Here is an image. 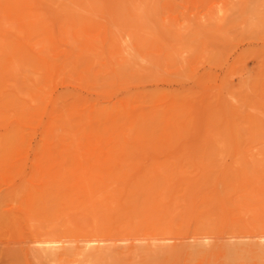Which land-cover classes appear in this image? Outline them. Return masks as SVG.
<instances>
[{"label": "rangeland", "instance_id": "obj_1", "mask_svg": "<svg viewBox=\"0 0 264 264\" xmlns=\"http://www.w3.org/2000/svg\"><path fill=\"white\" fill-rule=\"evenodd\" d=\"M0 151V264H46L50 250L65 264L62 186L72 174H178L187 184L170 186L180 189L211 174L221 201L228 172L245 185L246 161L261 163L251 191L217 211L248 236L224 230L212 244L204 237V253L183 248L177 259L224 264L238 240L234 264H264V0H0ZM209 188L194 195L210 198Z\"/></svg>", "mask_w": 264, "mask_h": 264}, {"label": "bare ground", "instance_id": "obj_2", "mask_svg": "<svg viewBox=\"0 0 264 264\" xmlns=\"http://www.w3.org/2000/svg\"><path fill=\"white\" fill-rule=\"evenodd\" d=\"M222 146H223V144H222ZM259 149H258V151H259ZM261 149H262V146H261ZM2 150H3V148H2ZM260 155H261V152H260ZM260 155H258V157ZM216 157H217V155H216ZM246 159L249 160V158H246ZM194 160L195 159H193V161ZM217 160H219V158ZM242 160L245 162V160L243 158H242ZM253 160H255V159H253ZM191 163H192V161H191ZM239 163L241 164V160H239ZM194 164H195V162H194ZM220 164H221V162H220ZM224 164H225V162H224ZM242 164L243 165H240V166H242V168L239 170L238 175L241 177L240 182L245 183V185L244 184L239 185L237 183V181H234L235 177H232L233 179H231V175H229V174H233V176H234L236 174V173L234 174V171H232V173L228 172V176H229L230 180L233 181L234 183L227 184L224 187H222L221 189L219 188L221 185L218 187V189H219L218 193H220L218 196H220L221 201L216 199V196H214V193L217 191L216 187H217V183L219 185V181L217 180V182H216V180H215L216 187L213 185L215 188L214 187L209 188V186L211 184H213V181H214L213 175H211V174L208 176L202 177L204 179L200 183H198L196 186L194 185L195 187L194 186H193V188L191 187L192 189L191 188L186 189L184 187H182L180 189L177 187V186L180 187V184H181V186H183L184 184H187V182L185 180L186 176L184 177V175H178V174L175 176L173 175L174 177H171V175H169V174L167 175L164 173H162V174L156 173L157 175L156 174L152 175V173H150V174H146L145 176L143 175L144 177L138 176L141 178H135V176H133V177L130 176L132 174H130V175L125 174L124 175V173H122V172L116 173L119 175H114V174L99 175V173H98L96 175L87 174V176L84 179H82L84 176H82V178H81L79 175V178L81 180H84L83 182L79 181V179L76 178V176H78L77 174L75 175V177L72 176L73 174L68 176L67 178L65 177L66 180L68 178L70 180V181L68 180L67 182H65L66 184L64 183L65 185L63 184V186H62L63 187V189H62L63 193L67 195V196H64L65 197L64 199H66L64 201L65 205H64L63 201H62V203L65 206V209L67 208V212L69 213V214L65 213L66 217L68 216L66 218V222H67L66 225H67V231H68L69 235L65 238V240L63 237L64 248L61 249V247H60L61 251L64 250L63 258L65 259V264H132V263H135V264H171L172 259L174 260L175 257H176L175 260H177V262H178V259H177L178 252L183 248H185L187 250H192V251L197 250L198 252L204 253L203 251H205V249L208 248L207 246L211 245L212 241L217 240L216 236L220 235L222 232L230 230V234L233 237H237V238L242 237V236H243L242 238H244L245 236L247 237L248 235L244 231L243 224L240 223V221H243L246 223V220L242 216L245 214L241 213V211L246 212L247 211L246 209H242L241 211L238 212V213H240L238 215L242 214L241 216H242L243 220L239 221V223L242 224V226L236 222L229 220V219L227 220L226 216L220 217V215L222 213H221V211L220 212L217 211V210H221V206H219V204L217 203L218 201L220 203L223 202L224 205L226 204L224 206V209H226V211H227V209H230V211H231V209L234 208V205L233 204L231 205L232 196L234 194L237 195L238 192L240 193V191L242 192L244 188L248 191L249 190L251 191V189H250L251 185L248 183H251L252 180L251 181H249V180L251 178L253 171L255 170V167H257L258 165H261V163L260 162H253V161H246L245 163L242 162ZM262 165H264V164H262ZM177 166L178 165H176V169L178 168ZM162 168H164V167H162ZM200 169H201V167H200ZM182 171H181V173H182ZM191 171L193 172V170H191ZM236 171H238V170H236ZM194 173H196V172H194ZM79 174H81V173H79ZM133 175H136V174H133ZM63 176H64V174H63ZM63 176L61 178V181L63 180ZM176 177H178V178L182 177L181 179H183V177H184L185 181L180 180V183L178 182V185L177 186L175 185L176 188H172L170 186V183L174 182L175 180L177 181L178 178L176 179ZM218 177H219V175H218ZM196 178L197 177H195V179ZM237 178L239 179V177H237ZM71 179H73L74 182L78 180L77 185L82 183V185H84V186L82 188H80L79 186H77L73 182L71 183V181H72ZM186 179L187 180L188 179L193 180L194 177H193V179H192V177H189ZM215 179H217V177ZM172 180H174V181H172ZM227 180L229 181V179H227ZM182 181L184 182L183 185H182ZM228 181H226V182H228ZM62 183H63V181H62ZM162 183L166 184V186H164V184H162ZM59 184H60V181H59ZM64 186H65L66 190L64 189ZM78 187H79V189H77ZM205 187H207V189L208 188L211 189L210 190L211 193H212V188L215 189V192L212 193V195L209 194L211 197L213 196L215 200L213 199V197H212L213 200L212 199L209 200L211 198L210 196H209L210 198H206L207 196L204 195L205 197L199 198L198 194H197V196L194 195L195 193L193 191H199ZM257 188H259V187H257ZM53 190L55 191L54 188H53ZM56 190L59 191V192H57L58 193L57 195H59V193L61 191L57 188H56ZM49 191L51 193L52 190L49 189ZM65 191H66V193H65ZM45 192H47V189ZM140 193L142 195L141 200H140ZM182 193H184V194L180 195ZM51 195H53V194H51ZM46 196H47V194H46ZM181 196L182 197L184 196V198L182 199ZM199 196H200V194H199ZM196 197H197V199H196ZM248 197H249V195H248ZM44 198H46V197H44ZM45 200H47V199H45ZM45 200H44V202H45ZM182 200H184L186 203L182 204L181 203ZM54 201L55 200H53V202ZM239 201H240V199H239ZM261 203H263V202H261ZM40 204L46 205V203H40ZM58 204L60 205L59 202H58ZM40 207L42 208L43 206L41 205ZM259 207L262 208V207H264V205L263 206L259 205ZM259 207H258V211L260 209ZM255 208H257V207L255 206ZM55 209L59 210L58 208H55ZM55 209H54V211H55ZM65 209H64V211H65ZM235 209H237V208H235ZM237 210H234V211L237 212ZM39 211H41V210H39ZM44 211H46V210H44ZM154 211H158L160 214V216L158 217L157 220H154V216H155ZM215 211H217V214L219 216H217V214L215 215ZM253 211L255 212V210H253ZM253 211L249 210L247 212H252L251 215H253V214L256 215V212L253 213ZM49 212L51 213L50 210H49ZM55 213L59 214V212H57V211ZM247 215H249V213ZM251 215H249V216H251ZM49 218H50V216H49ZM246 218H248V217H246ZM256 218H257V216H256ZM11 221H12V219H11ZM54 221H55V219H54ZM8 224H10L9 221H8ZM53 224H54V222H53ZM246 224L248 225V223H246ZM12 226H13V224H12ZM59 226H60V223H59ZM33 228H32V230H33ZM40 228H39V230L42 231V229H40ZM251 228H252V226H251ZM261 228H264V227L262 226ZM14 230L16 231L15 228H14ZM50 232H52V231L50 230ZM190 232H191L192 241H193V239L195 240L194 242H191V243L189 240V238H190L189 233ZM60 233H61V231H60ZM141 234L146 235V238L144 240H140V238L143 237V235H141ZM52 235L53 234H50V233H46V234L41 233V236H43L45 243L47 244L48 248L51 246V242L55 243L54 239H53L54 236L52 237ZM56 235H58V234H55V236ZM139 235L142 237H139ZM188 235H189V237H188ZM61 236H63L62 233L60 235V238H61ZM213 236H215L216 238H213ZM23 237H24V234H23ZM187 237H188V239H187ZM200 237H201V239L203 238V241L200 239ZM204 237L211 238V244L209 243V245H208L207 241L205 244L204 243L205 242ZM196 239H199L200 241L196 242ZM220 239H223V238H220ZM38 240L41 241V237ZM187 240H189V242H187ZM31 241H32V239H31ZM208 241H209V239H208ZM35 242L37 243V241H35ZM59 242H60V239H59ZM236 242H239V241L236 240L234 243L232 240V243L230 241L229 244H234V245H229V244L226 245V248H227L226 253H228V255L230 256V257L229 256L227 257V255H226L225 259L226 258L228 259V260L226 259V263L227 262L230 263V260H231V264H234L233 260L235 258H236L235 261L236 260L238 261L240 259V258L238 259V257H236V255H239V254L244 255L245 249L243 247L239 246L242 243H236ZM192 243H195V244H192ZM57 244H59V243H57ZM214 244H216V242H214ZM39 245H38V247H39ZM42 245H43V243H42ZM48 248H47V251H48ZM12 249H13V247H12ZM41 249H42V247H41ZM258 249H259V251H261L260 252L261 254H262V252H264V251H262V247L259 244H257V246H256V250H258ZM57 250H58V248H57ZM42 253H43V251H42ZM195 253H196V251H195ZM46 254L48 255L49 253H46ZM56 254H57V252L55 253V256H56ZM196 254H192V256H195ZM249 254H250V250H249ZM36 255H37V252H36ZM48 256H49L48 258L46 257L48 259L47 260L48 263L59 264V263L63 262V264H64V261H62V260H61L62 262L60 261L59 263H58V261H56V258L54 257V255L51 254V250H50V255H48ZM182 256H183V254H182ZM246 256L248 257V255H246ZM42 258H44V255H42ZM46 258H44V261ZM196 258H198L197 255H196ZM196 258H194V260H196ZM249 258H251V257H249ZM38 259H40V258H38ZM211 259H212V257H211ZM241 259H243V256L241 257ZM244 259H245V257H244ZM21 260H22V258H21ZM36 260H37V258H36ZM194 260H192V262H195ZM47 261H45L46 264H47ZM213 261H214L213 259H212V261L210 260V264H213ZM247 261L249 262L248 259H247ZM258 261H260V259ZM41 262L43 264V261H41ZM173 262H175V261H173ZM182 262H183V260H182ZM178 263H180V262H178ZM178 263H176V264H178ZM186 263L189 264V261ZM226 263H224V264H226ZM258 263L261 264L260 262H258ZM16 264H17V261H16Z\"/></svg>", "mask_w": 264, "mask_h": 264}]
</instances>
